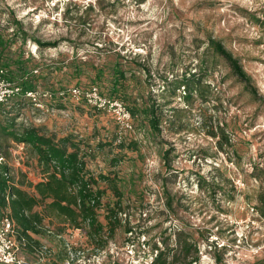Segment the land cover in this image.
Listing matches in <instances>:
<instances>
[{"label":"rangeland","instance_id":"374dc122","mask_svg":"<svg viewBox=\"0 0 264 264\" xmlns=\"http://www.w3.org/2000/svg\"><path fill=\"white\" fill-rule=\"evenodd\" d=\"M13 21L26 39L11 42L5 56L25 61L29 74L22 80L32 78L36 91L7 98L0 106L1 125H31L81 142L89 172L116 173L124 201L162 211L147 225L167 216L164 228L193 235L199 264L264 262V218L257 210V197L264 193V0H0L5 37H12ZM209 39L238 60L250 77L248 87L207 49ZM129 53L137 57L127 59ZM202 56L211 65L199 73L204 103L196 97L184 103L182 88L174 98L162 93L166 85L160 77L172 81L185 71L196 72ZM116 64L126 77V107L160 106L159 134L143 115L132 118L131 131H121L111 113L83 99L51 101L42 95L76 85L83 91L96 87L106 96ZM9 71L15 75L12 85L21 84L17 67ZM0 142L16 180L41 179L27 147L19 151L21 144L10 137ZM203 181L223 187L225 198L207 194L199 186ZM166 193L173 196L177 218L163 206ZM127 237L135 234L118 230L98 251L78 232L67 230L61 238L44 233L33 235V243L15 254L20 264H150L152 255L140 246L144 238L137 244L135 237L131 246Z\"/></svg>","mask_w":264,"mask_h":264},{"label":"trees","instance_id":"16d2710c","mask_svg":"<svg viewBox=\"0 0 264 264\" xmlns=\"http://www.w3.org/2000/svg\"><path fill=\"white\" fill-rule=\"evenodd\" d=\"M67 14L68 9H64V17ZM11 25L15 28L11 35L14 38L5 37L0 26V70L6 72L4 77L10 82H12L10 78L13 76V72L9 71L11 65L17 67V72L21 73V80L22 77L29 74L24 66V60H12L5 56L11 42L18 39L23 43L26 39V35L22 31L18 33V29H16L19 25L18 22L13 21ZM35 42L43 47L50 46L49 43ZM207 49L222 57L234 76L248 87L250 77L243 71L238 60L223 47L222 43L209 39ZM129 54L127 59L134 60L137 57L136 54L134 56ZM206 59V56L200 58L196 72L185 71L181 76H174L172 81H168L166 77H160L166 85L162 93L168 92L171 98H174L177 91L182 88L184 103L189 105L193 97L204 103L206 91L202 87L199 73H206L211 67ZM143 71L147 77H150L147 69H143ZM102 74L99 69L94 81H101ZM125 81V74L116 64L112 71L109 87L105 90L106 96L98 90L99 94L110 100H118L123 104L128 103V97L124 91ZM18 86L23 94L36 91L33 79L30 77L22 80ZM65 89L62 88L59 91ZM57 92L51 91L54 94L51 101H61L55 97ZM126 108L132 118L137 114L143 115L153 133L161 132L159 105H145L139 109L133 104V107ZM43 132L44 129L31 125L17 129L0 124V138L10 137L15 143L27 147L41 175V179L35 183L16 180L12 175L7 177L9 173H12L8 163L5 160L0 163V221L4 217L11 221L16 239L23 238L25 246H29V243H33V241L30 242L33 235L51 233L61 238L67 230H70L71 233L78 232L85 238L86 244L99 251L105 248L108 240L113 239L118 230H122L125 236L135 234L137 244H139V238H144L140 246L152 255L150 264H199L200 249L190 232L180 228H164L163 224L167 222V216L159 222L147 225L159 214L161 216L162 211L160 213V211L152 209L149 204L143 205L141 208L142 203L136 206L129 201H124L123 190L118 185L121 179L116 173L94 175L89 172L85 161L87 153L82 151L81 142H76L71 135L57 138ZM211 135L215 137V134ZM2 145L0 142V157L4 159L8 156V152L4 146L2 148ZM121 146L123 145L121 144ZM166 154H164V158H166ZM212 182L203 181L199 186L205 187L207 194L212 195L213 198L218 192L224 199L227 194L224 188L219 184H214L215 181ZM99 183L104 184L105 187L101 189ZM107 191L110 193V199L105 200ZM163 196L165 210L173 218L176 217L177 207H173V196L168 193ZM257 200V210L264 218V193L258 195ZM137 214L138 216H136ZM46 223L52 225V229H50L51 227L48 229ZM157 229L158 231H155ZM152 232H154L153 236ZM135 237L133 239L127 237V243L133 246ZM254 264H264V262L260 261Z\"/></svg>","mask_w":264,"mask_h":264},{"label":"built area","instance_id":"2783aa9c","mask_svg":"<svg viewBox=\"0 0 264 264\" xmlns=\"http://www.w3.org/2000/svg\"><path fill=\"white\" fill-rule=\"evenodd\" d=\"M5 71L0 70V84L3 89H0V104H5L11 95L18 94L21 90L18 86L12 85L11 82L4 78ZM24 94L28 96H33L34 92H25ZM43 97H48L50 100L53 98L54 94L45 91L42 93ZM56 98L61 101L67 99L68 97L76 100L83 99L85 103L97 110L107 111L111 113L115 119L118 128L121 131H131L132 130V117L126 106L118 100H110L102 97L96 87H90L83 91L80 87H70L62 91H58L55 94ZM19 151H22L23 145L21 144ZM19 157L22 152H18ZM4 162V159L0 157V163ZM12 174H8L7 177ZM25 246V240L23 238L16 239L15 232L11 221L4 217L0 221V263L1 264H20V261L16 258L15 252L18 247Z\"/></svg>","mask_w":264,"mask_h":264}]
</instances>
